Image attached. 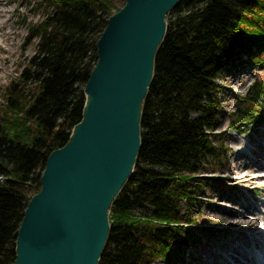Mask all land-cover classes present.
Returning a JSON list of instances; mask_svg holds the SVG:
<instances>
[{
	"label": "trees",
	"instance_id": "16d2710c",
	"mask_svg": "<svg viewBox=\"0 0 264 264\" xmlns=\"http://www.w3.org/2000/svg\"><path fill=\"white\" fill-rule=\"evenodd\" d=\"M40 7L47 12L28 25L36 48L3 90L7 100L0 106V264L15 257L17 229L27 200L40 188L47 155L81 119L96 40L120 8L114 0H39L32 6ZM167 15L142 102L135 165L111 202L97 264L158 258L172 264L187 240L198 237L191 226L170 222H183L181 200L191 205L200 188L212 185L214 177L197 171L225 155L223 138L213 141L220 109L216 78L242 57L264 61V0H179ZM260 107L264 78H255L238 96L234 119H249ZM147 205L150 214L134 212Z\"/></svg>",
	"mask_w": 264,
	"mask_h": 264
},
{
	"label": "water",
	"instance_id": "95a60500",
	"mask_svg": "<svg viewBox=\"0 0 264 264\" xmlns=\"http://www.w3.org/2000/svg\"><path fill=\"white\" fill-rule=\"evenodd\" d=\"M179 0H124L96 40L81 119L51 150L27 201L10 264H97L108 212L135 165L154 55Z\"/></svg>",
	"mask_w": 264,
	"mask_h": 264
},
{
	"label": "rangeland",
	"instance_id": "374dc122",
	"mask_svg": "<svg viewBox=\"0 0 264 264\" xmlns=\"http://www.w3.org/2000/svg\"><path fill=\"white\" fill-rule=\"evenodd\" d=\"M37 1L39 0H0V106H3L7 100L3 90L10 80L20 75L28 57L36 48V38L29 41L31 35L28 25L43 18L48 10L45 11L42 7L33 9L32 6ZM114 1L120 7L124 3V0ZM255 78H264V64L250 63L243 58L235 65L224 68L216 78V84L219 85L217 95L220 109L213 130L217 135L212 140L223 138L226 150L219 163L208 164L211 166L209 170L202 168L196 173L199 176L215 177L217 179L215 183L211 181L214 185L203 186L200 189L198 187L199 194L191 205L184 200L179 202L178 210L182 215V221L195 218V228H207L201 231L199 242L192 245L188 251L190 256L196 255L195 258L190 259L186 252L182 259L184 264H205L203 250L215 254L217 258H222L229 252V248H226L224 243L225 239H237L234 235L244 238L254 232L258 237L261 236L258 234L261 229L260 222L253 226L249 224L253 222L249 220L252 219V215L247 217L246 214H233L245 201H249L255 204L257 212L264 215V147H261L259 153L255 155L249 151L242 153L239 152V141L231 138V136L238 137L243 143L248 144L250 137L255 138L264 133L262 132L264 120L256 126L247 125L248 132L245 134L241 135L235 131L236 125L246 126L243 121L238 123L239 121L234 119L233 111L237 106L238 96L251 90ZM229 123H234V126ZM254 138H251V142H254ZM135 211L144 210L135 209ZM207 230H212L214 234L206 236ZM228 244L229 242H226V245ZM240 254L233 251V255ZM158 263L165 264L161 259H156L152 264Z\"/></svg>",
	"mask_w": 264,
	"mask_h": 264
},
{
	"label": "bare ground",
	"instance_id": "6f19581e",
	"mask_svg": "<svg viewBox=\"0 0 264 264\" xmlns=\"http://www.w3.org/2000/svg\"><path fill=\"white\" fill-rule=\"evenodd\" d=\"M231 138L238 140V137L231 136ZM252 143L255 149L264 147V136H261L260 139ZM247 149L249 148L247 147ZM255 210V205L253 203L245 201L243 206H240V209L235 210L233 214H246L247 217L252 215V219L249 220L253 222L249 224L253 226L255 223L258 224L260 222L261 229L258 231L260 232L258 234L261 236L258 237L257 234L252 232V234H249L244 238L236 236L238 238L233 241H231V238H226L224 243L226 248H229L228 254L223 255L222 258H217V256L213 253L205 252L203 253V256L205 257V264H264V236L262 235L264 234V215ZM245 221H247V218ZM226 242H229V244L226 245ZM233 251L241 254L236 257L233 255Z\"/></svg>",
	"mask_w": 264,
	"mask_h": 264
}]
</instances>
